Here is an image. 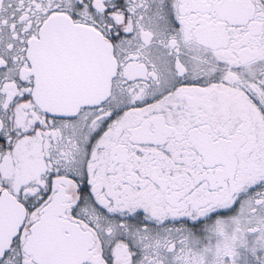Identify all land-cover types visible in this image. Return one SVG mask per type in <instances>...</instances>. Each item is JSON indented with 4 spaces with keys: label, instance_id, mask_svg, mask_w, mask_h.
Here are the masks:
<instances>
[{
    "label": "snow or ice",
    "instance_id": "snow-or-ice-1",
    "mask_svg": "<svg viewBox=\"0 0 264 264\" xmlns=\"http://www.w3.org/2000/svg\"><path fill=\"white\" fill-rule=\"evenodd\" d=\"M0 264H264V0H0Z\"/></svg>",
    "mask_w": 264,
    "mask_h": 264
}]
</instances>
